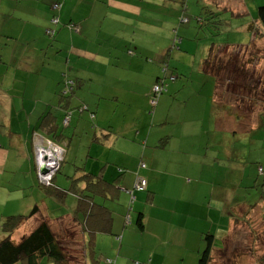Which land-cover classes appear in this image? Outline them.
I'll return each instance as SVG.
<instances>
[{
	"label": "crops",
	"instance_id": "0c3cea01",
	"mask_svg": "<svg viewBox=\"0 0 264 264\" xmlns=\"http://www.w3.org/2000/svg\"><path fill=\"white\" fill-rule=\"evenodd\" d=\"M54 1L0 0V239L5 216L28 214L34 206L37 212L16 232V241L42 220L54 231L65 227L73 215L75 190L87 188L84 175L92 174L112 183L93 196L111 209L112 234L95 235V253L86 255V264H101L103 253L109 255L104 247L119 256L114 264H198L207 230L214 236L216 255L223 246L215 241L224 243L235 219H243L237 211L254 209L261 201L225 198L227 182L209 181L206 161L196 154L190 153L187 169L172 166L178 164L174 157L182 141L191 135L171 130L168 117L154 112L162 93L155 105L151 99L153 87L166 77L159 76L167 70L165 48L178 42L172 39L177 18L167 16V24L162 15L148 18L151 9L161 13L158 0H58L55 11ZM171 1L179 10L180 1ZM53 16H58L57 24L51 22ZM69 80L74 87L65 94ZM172 83L169 90L174 91L178 83ZM199 94L205 103L203 111L195 103L188 113L191 127L202 125L206 108L216 128L228 127V115L233 127L243 126L233 112L215 108L213 77L195 96ZM157 114V123L164 125L160 128L152 123ZM37 140L63 149L61 164L68 160L71 166L59 171L61 180L54 175L53 183L68 191L38 181ZM188 144L200 147L199 141ZM236 172L235 179L254 185L255 179L241 169ZM142 180L146 186L138 189ZM258 212L263 215L264 209ZM139 213L142 230L135 224ZM82 238L86 243L89 235ZM36 264L57 263L42 257Z\"/></svg>",
	"mask_w": 264,
	"mask_h": 264
},
{
	"label": "rangeland",
	"instance_id": "374dc122",
	"mask_svg": "<svg viewBox=\"0 0 264 264\" xmlns=\"http://www.w3.org/2000/svg\"><path fill=\"white\" fill-rule=\"evenodd\" d=\"M179 1L180 9L177 10L176 6L178 5H173L171 0H158L157 2H159L161 13L155 9H151L148 14V18L151 17V13L154 18H156V14L158 18L162 15L165 24L169 22L167 16H173L177 18L175 27L178 28L179 26L178 33L172 36V39L177 38L178 42L174 48L168 45L164 51L168 53V56H166L168 66L165 64L163 65V69L167 68L166 74L161 73L159 76L160 79L166 76V86H164V90L161 92L162 94L158 99V104L154 112L159 110L162 113L161 116H164V118L168 117V121L171 123L169 124L171 130L179 132L182 130L183 135H191V137L182 141L183 147L180 148L178 156H172L174 157V161L176 159L178 161L177 165L172 164L174 169H187L189 166L186 162L190 157V153L196 154L201 159V162L202 160L206 161V176L209 178V181L211 180L213 183H217L218 181L227 182L229 194H227L225 198L228 200H242L248 204H253L252 202H256L259 197L261 202L251 210L249 217H246V210L243 213L240 210L237 211L239 215L244 214L245 219L249 218V221L245 222L244 220V222H241V220L238 219V224H236L235 219L231 231L229 232L230 234L228 235L229 240L232 241L230 246L233 247V251L228 255L232 256V263L236 261L238 264H263L260 259L264 255V219L262 218V213H259L258 210L264 209V116L260 117L256 113L249 122V118H242L237 122L239 124L243 122V126H238L236 129V127H233V118L228 115V127L223 126V128L220 129L214 126V120L211 121L209 119V109L206 108V118L201 122L202 125L198 128H193L191 126L194 125L188 120V113L194 110L195 103L198 104L199 109L203 111V105L205 103L204 94L196 96L195 94L200 91L202 86H207V80L212 78L209 73L203 72L201 66L211 45L220 47L226 44L231 49L235 48V54H233V51L229 54H233L234 56L239 55V65H243L240 71L246 74V80L239 78L236 85L229 87L227 82H223L224 79L228 80L230 76L231 80L234 79V74H232L234 72H229L232 67H229L228 70L221 73L223 81L219 82L218 93L222 94L223 97H215L219 105L229 104L231 106V108L229 107L230 112L236 111L233 106L234 102L231 100V95H233L232 93L235 91L240 92V86L243 85L244 81L255 85L258 79L259 84H257V89H263L264 36H262L261 32L264 33V27L261 26L258 21L255 25L253 24L254 30H250L248 26L256 19L255 15L257 9L259 6H264V0ZM40 7L43 8L42 6ZM210 10L219 14L220 22H212L210 24L209 20L204 22L197 21L198 17L206 19L207 12ZM213 19L214 18H212V20ZM215 19H217V17H215ZM215 27H217V29H215ZM259 34H261L260 37ZM179 39H182V41L179 42ZM234 56L231 55L230 57ZM253 56H255V58ZM250 59L254 60L250 61L248 64ZM172 76L176 77V84L178 83L174 91L169 90V86H172L174 84L172 82L175 81ZM169 97H173V99L170 100ZM245 112L247 114L251 113V111H249V113L247 111ZM159 118L160 116L157 114L155 121L152 122L153 125L157 126L156 128L164 126L163 124H159ZM244 120L248 125L255 124L254 127L252 126V128L247 130L248 125ZM192 141L196 144H198L199 141L200 147H196L195 149L190 148L188 143ZM172 146H174V143ZM171 150L176 149L173 147ZM163 155L167 156L165 154ZM167 159L168 157H165L164 161ZM67 161L63 164H61V162L58 163L57 168L60 167V164L62 165L61 172L62 170L63 172H67L71 166ZM212 161L216 163L214 164ZM240 169L249 176L251 181L255 179L253 180V186L248 187L250 184L247 185L246 182L248 181L246 180L242 181V179L239 180V178L235 179V173L239 174V172L236 171ZM61 172L58 174L54 172V174L51 175L53 178H50V180H54L56 175V178L61 180ZM42 173V170H37V178L40 176L38 181L44 183V180L41 179V176H44ZM48 173L49 171H47V175H49ZM186 178H188V176H186ZM243 179H245V177ZM52 180L49 181L50 184ZM240 182L242 185H240ZM56 185L59 186L58 184ZM239 185L241 186L240 188L238 187ZM22 191L23 190L20 192ZM71 199L72 197H69V203ZM75 201L74 210L78 203V200ZM118 203L119 202L116 201L113 205L116 206ZM254 206L255 205L251 206V208ZM74 210L71 212L74 213ZM232 214L234 216V212ZM258 214L259 216H257ZM208 231L209 230H207L206 233ZM254 236L256 242L252 239ZM215 243L216 246H226V243L223 245L222 240L218 242L215 241ZM99 244L100 240L97 243V248H99ZM252 247L254 249L253 251L251 250ZM104 248L108 250L110 256L103 253V259L99 263L107 264L105 260L119 258V256H116V253H110L107 247ZM86 250L87 255H89L91 250L88 247H86ZM218 256L219 254L215 255V260H217L216 264L219 263L218 258L220 259V257ZM121 258H123V256H121L120 259ZM228 262H230V260Z\"/></svg>",
	"mask_w": 264,
	"mask_h": 264
},
{
	"label": "trees",
	"instance_id": "16d2710c",
	"mask_svg": "<svg viewBox=\"0 0 264 264\" xmlns=\"http://www.w3.org/2000/svg\"><path fill=\"white\" fill-rule=\"evenodd\" d=\"M207 13L208 14L206 15V19L198 17L197 21L204 22L206 20H209L210 24L212 22H220L219 14L211 10ZM255 16L256 19H254L253 23L251 22L248 26L250 30H254V25L257 21L261 26L264 27V6L258 7ZM215 17H217V19H215ZM212 18L214 19L212 20ZM215 29H217V27H215ZM261 34L262 36H264V33L261 32ZM261 34H259V37ZM231 51H233V54H235V48L231 49L226 44H223L220 47L211 45V47L208 49V54L202 62L201 66L203 72L209 73L215 79V97H223L222 94L218 93V85L220 81H223V79L221 78V73H224L229 69V67H232L229 72H234H231L232 74H234V79L231 80L230 76L228 80L224 79L223 83L227 82L229 87H233L237 84L239 78L246 80V74L243 71H240L243 68V65H239V55L234 56L233 54H229L232 53ZM231 55L234 57H230ZM166 56H168L167 52H165V57ZM253 57L255 58V56ZM253 60L250 59L248 61V64ZM164 64L168 66V62ZM172 78H174L175 80L176 77ZM66 82L67 81H65V87L63 89L65 94L71 92L74 87L73 80L71 88H68ZM257 84H259L258 79L256 80L255 85L244 81L243 85L240 86V92L235 91L232 93L233 95L235 93L234 96L231 95V100L232 102H234L233 106L236 110L233 112V117L236 121H239L242 118H249V122V120H251V118H253L256 113L260 117L264 116V87L263 89H257ZM214 105L218 111L226 110L229 113H232L230 112L231 106L229 104L219 105V102H217V99H215ZM245 111H247L248 113L249 111H251V113L247 114ZM246 124L248 125V123ZM249 127L250 125H248L247 130L249 129ZM58 171H60V169H58L57 172ZM84 176L87 178V188L82 191L75 190L78 200L77 206L74 210L73 215L71 216V220L68 222V224H66L65 227L60 228L59 231H54V229L46 220H42L39 221L37 225H35L24 235H22V237L18 241H16L14 239L16 232L19 229L24 228L26 222L37 212L38 207L34 206L28 214L7 215L3 218L1 223V231L3 235L0 239V264H16L17 262L21 261L26 264H36L37 261L42 257L52 259L57 264H86V247L91 250V255H94L95 253L93 249V241L95 235L112 234L111 209L93 200V196L95 194H101L102 192H105V190H107V188L111 186L112 183L107 182L101 177L92 174H85ZM49 187H55L57 191H68V189H58L53 183V180L48 188ZM251 206L252 205H250L247 210L246 217L250 216V212L252 209ZM262 218L264 219V213L262 215ZM244 220L245 222H248L249 218L245 219V217L243 216V220H241V222H244ZM238 221L239 220L236 219V224H238ZM135 224L139 230L143 229L142 213H139L137 215ZM82 234L89 235V239L86 243L83 242ZM203 239L205 242V248L199 256L198 264H216L217 260H215V254L212 255L214 236L211 233L207 232L204 234ZM252 239L254 240V242H256L255 236ZM231 242L232 241L229 240V236H227L223 243V245L226 243V246H223L220 252L217 253L219 254L218 257H220V259L218 258V264H238L236 261L232 263V256L228 255L233 251V247L230 246ZM251 250H254L253 247ZM229 260L230 262H228ZM260 260L261 263L264 264V255ZM105 261L107 264H114V260L107 259Z\"/></svg>",
	"mask_w": 264,
	"mask_h": 264
},
{
	"label": "built area",
	"instance_id": "2783aa9c",
	"mask_svg": "<svg viewBox=\"0 0 264 264\" xmlns=\"http://www.w3.org/2000/svg\"><path fill=\"white\" fill-rule=\"evenodd\" d=\"M60 8V2L58 0H55L54 3L52 4V9L58 10ZM51 22L53 24H57L59 22L58 16H53L51 18ZM48 34L52 33V30L47 29L46 31ZM165 72V69H163ZM172 79V78H171ZM68 88L72 86L73 82L72 80H69L66 82ZM165 80H161L160 83H157L153 87V92L155 94V97L151 99V104L155 105L156 102V96L163 92L164 86H165ZM63 158V149L56 144H53L52 142H47L46 144H43V140H37V143L34 144V162H35V168L38 171H41V168H46L47 171H49V175L46 173H42L41 179L44 180L43 185L47 186L50 184L49 181L50 178H53L51 175L56 173V171L59 169L57 168L58 163L61 162ZM144 164H142L143 166ZM56 169V170H55ZM54 176V175H53ZM40 178V176H39ZM146 186V183L144 180L140 181L138 184V189H142Z\"/></svg>",
	"mask_w": 264,
	"mask_h": 264
},
{
	"label": "water",
	"instance_id": "95a60500",
	"mask_svg": "<svg viewBox=\"0 0 264 264\" xmlns=\"http://www.w3.org/2000/svg\"><path fill=\"white\" fill-rule=\"evenodd\" d=\"M42 172H43V173H46V172H47L46 168H43V169H42Z\"/></svg>",
	"mask_w": 264,
	"mask_h": 264
}]
</instances>
